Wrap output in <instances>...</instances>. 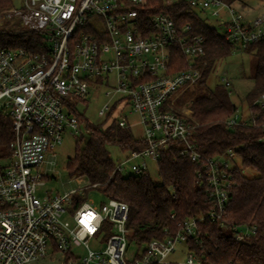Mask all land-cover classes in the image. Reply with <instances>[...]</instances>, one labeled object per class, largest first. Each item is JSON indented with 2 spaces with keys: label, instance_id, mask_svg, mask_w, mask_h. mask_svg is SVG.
Here are the masks:
<instances>
[{
  "label": "built area",
  "instance_id": "2783aa9c",
  "mask_svg": "<svg viewBox=\"0 0 264 264\" xmlns=\"http://www.w3.org/2000/svg\"><path fill=\"white\" fill-rule=\"evenodd\" d=\"M161 1L183 2L207 19L220 20V35L229 44L245 47L264 40V9L250 16L244 3ZM159 5V0H24L21 8L3 14L38 35L43 45L40 50H0V110L12 119L14 130L9 155L0 157V264H211L193 253L182 262L170 259L197 232L196 219L177 223L174 232L166 229L163 239L132 252L130 246L136 245L127 227L126 203L105 198L97 204L88 187L37 195L47 178L42 169L55 164L53 152L63 133L85 138L77 104L88 99L92 88L106 87L100 121L129 128L128 116L137 114L147 144L125 155L115 170L147 174L146 159L157 163L171 143L180 142L181 155L200 164L197 179L214 206L208 217L224 225L238 155L234 150L216 157L199 152L191 141L195 127L168 106L177 93L202 79L197 61L206 55L207 40L192 34L190 25L177 27L164 10L151 13ZM174 45L190 64L171 72ZM223 86L231 96L232 83L223 79ZM252 106L264 108V93ZM259 117L249 108L247 116L238 111L226 123L264 128ZM231 229L244 244L258 232L250 225ZM90 241L99 248L91 249ZM77 246L87 253L79 256Z\"/></svg>",
  "mask_w": 264,
  "mask_h": 264
},
{
  "label": "trees",
  "instance_id": "16d2710c",
  "mask_svg": "<svg viewBox=\"0 0 264 264\" xmlns=\"http://www.w3.org/2000/svg\"><path fill=\"white\" fill-rule=\"evenodd\" d=\"M224 1L233 3L234 0ZM159 3V8L151 13L164 10L177 27L190 25L192 34L206 37V55L197 61L203 70L201 86L206 84L218 60L241 49L254 53L257 59L254 87L246 96V102L251 111L260 116L258 122H263L264 108L252 104L264 93V40L245 47L229 44L205 16L190 9L186 3L164 4L161 0ZM13 8L12 0H0V14ZM42 41L35 33L24 30L19 21L0 22V50H40ZM189 64L180 47L172 46L170 71L186 69ZM190 110L191 117L186 121L195 127L191 141L199 152L216 157L234 150L240 161L235 170L236 185L223 216L224 225L208 217L214 206L198 182L200 164L181 155L180 142L171 143L169 149L161 153L156 163L159 180L149 173L125 175L115 170L117 162L112 158L109 147L116 146L127 155L147 146L144 137L135 138L130 128H122L115 122L93 124L78 114L88 136L78 141L76 154L67 160L66 170L70 178H87V194L96 190L104 198L128 205L127 227L132 232L131 241L138 249H144L154 239H163L166 229L174 232L177 223L196 219L197 232L181 245L186 253L180 251L175 254L177 258L193 253L211 264H264V128L227 125L226 121L236 115L239 108L223 84L198 95ZM13 139L12 119L0 110V157L9 155ZM245 169H253L258 175L247 176ZM232 225L256 226V238L251 244L237 242Z\"/></svg>",
  "mask_w": 264,
  "mask_h": 264
},
{
  "label": "rangeland",
  "instance_id": "374dc122",
  "mask_svg": "<svg viewBox=\"0 0 264 264\" xmlns=\"http://www.w3.org/2000/svg\"><path fill=\"white\" fill-rule=\"evenodd\" d=\"M23 2L24 0H12L14 8H21ZM233 3H235V5L238 7H241L244 3L246 6L252 10H255L256 12L262 11L264 9V0H234ZM8 20L9 18L4 17L3 14H0V22H6ZM208 23L211 26H214L219 34L224 32V28L221 25L220 20L210 18L208 19ZM256 67L257 59L254 53L245 52L243 49L236 50L230 56L220 59L215 63L213 70L204 86L198 84L180 91L168 102V106L183 118L189 119L192 114L190 106L192 105L193 100L200 94H206L207 92L214 90L217 85L223 84V79H227L232 83V87L230 88L232 91V95L230 96L232 102L238 106L239 113L247 116L249 113V107L246 102V96L252 91L254 87ZM106 91V87H102L99 90L92 88L90 90V94L88 95V99L81 100L77 104L76 109L78 114L83 115L90 123L93 124H109V122L100 121L98 116L100 109L108 101V98L105 95ZM128 111L129 110L127 109L125 112L126 115L128 114ZM139 120L140 118L137 114L128 116V122L130 126L129 128L135 138H141L144 134L143 126L140 125ZM84 132L85 138L87 139L88 135L85 128ZM80 139L81 136L76 134V132L67 131L63 133L61 143L56 145V148L53 152L56 154L55 164L42 169V172L47 178L44 180V185L38 190V196L44 197L47 193L52 195L57 193L63 194L73 189L88 187L89 183L86 177L70 178L66 170L67 160L75 156L76 147ZM109 151L115 162L122 161L126 155V153L120 151V149L116 146H110ZM138 162L139 160H137V163ZM146 162L148 163L149 174L155 180H159L157 164L151 159H146ZM126 173L130 174V172ZM244 173L250 177L258 175L253 169H245ZM89 197L97 204L102 203L105 199L104 196L96 190H91L89 192ZM89 246L91 249L99 248V245L94 241H90ZM130 250L132 252H137L138 248L130 246ZM75 251L79 256H83L87 253V250L81 246H77ZM180 251L186 253L185 247L180 246L177 253ZM177 257V255H172L170 259L175 260ZM185 257L186 255L182 254L176 260L182 262Z\"/></svg>",
  "mask_w": 264,
  "mask_h": 264
},
{
  "label": "crops",
  "instance_id": "0c3cea01",
  "mask_svg": "<svg viewBox=\"0 0 264 264\" xmlns=\"http://www.w3.org/2000/svg\"><path fill=\"white\" fill-rule=\"evenodd\" d=\"M263 5H264V4H263ZM246 11L249 13L250 16H253V15H255V14L257 13L255 10H252V9H250V8L247 9Z\"/></svg>",
  "mask_w": 264,
  "mask_h": 264
}]
</instances>
